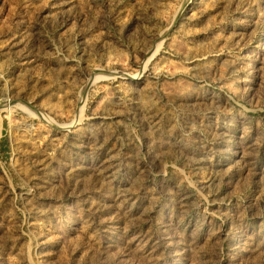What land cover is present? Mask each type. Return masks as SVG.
Segmentation results:
<instances>
[{
  "label": "rangeland",
  "instance_id": "1",
  "mask_svg": "<svg viewBox=\"0 0 264 264\" xmlns=\"http://www.w3.org/2000/svg\"><path fill=\"white\" fill-rule=\"evenodd\" d=\"M0 264H264V0H0Z\"/></svg>",
  "mask_w": 264,
  "mask_h": 264
},
{
  "label": "bare ground",
  "instance_id": "2",
  "mask_svg": "<svg viewBox=\"0 0 264 264\" xmlns=\"http://www.w3.org/2000/svg\"><path fill=\"white\" fill-rule=\"evenodd\" d=\"M4 108V107H3ZM3 108H1V109H3Z\"/></svg>",
  "mask_w": 264,
  "mask_h": 264
}]
</instances>
